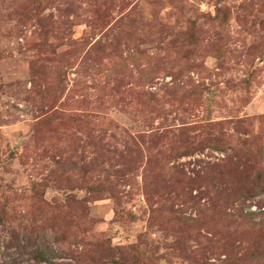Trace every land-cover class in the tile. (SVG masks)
Wrapping results in <instances>:
<instances>
[{"label":"rangeland","instance_id":"obj_1","mask_svg":"<svg viewBox=\"0 0 264 264\" xmlns=\"http://www.w3.org/2000/svg\"><path fill=\"white\" fill-rule=\"evenodd\" d=\"M0 264H264V0H0Z\"/></svg>","mask_w":264,"mask_h":264},{"label":"trees","instance_id":"obj_2","mask_svg":"<svg viewBox=\"0 0 264 264\" xmlns=\"http://www.w3.org/2000/svg\"><path fill=\"white\" fill-rule=\"evenodd\" d=\"M70 252H71V256H73L74 257V259H78V258H80V253L77 255V254H75V250H72V249H70ZM79 260H77V262H78Z\"/></svg>","mask_w":264,"mask_h":264}]
</instances>
